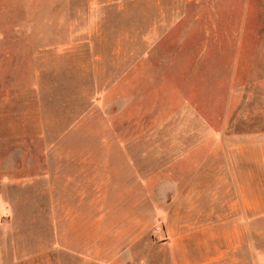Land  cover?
I'll return each instance as SVG.
<instances>
[{
  "label": "rangeland",
  "instance_id": "obj_1",
  "mask_svg": "<svg viewBox=\"0 0 264 264\" xmlns=\"http://www.w3.org/2000/svg\"><path fill=\"white\" fill-rule=\"evenodd\" d=\"M239 182L264 193V0H0V264H264Z\"/></svg>",
  "mask_w": 264,
  "mask_h": 264
},
{
  "label": "crops",
  "instance_id": "obj_2",
  "mask_svg": "<svg viewBox=\"0 0 264 264\" xmlns=\"http://www.w3.org/2000/svg\"><path fill=\"white\" fill-rule=\"evenodd\" d=\"M124 77V76H122ZM126 79V77H124ZM132 163V167H134L133 161L131 160ZM121 164H123V162H121ZM102 170H98V171H94V176L95 177H100L102 178ZM117 176L120 178V175L122 174L121 170L117 171ZM131 173L134 174V169L131 170ZM143 182V181H142ZM102 185L103 182L101 181ZM120 184V183H119ZM118 184L117 190H119V188H121ZM97 186L96 189H98V191H104V187L103 186ZM127 189V187L123 188V190ZM263 190L262 184L260 183V187H257V192L252 195L249 196L247 194V192L245 191L244 186H242V183L239 182V199L243 205L244 211L245 213L248 214H253V215H259V216H264V193H262L261 191ZM120 192V191H119ZM123 193V191H122ZM121 197H124L123 194L120 195ZM100 197V196H99ZM229 223L232 224V226H235V231L231 232L228 236L230 237L226 239V246H225V253L226 251H229L230 249H236L238 247H240L244 240H243V225L241 223V221L239 219L234 220V219H229L227 221H225V227L227 225H230ZM233 230V229H232Z\"/></svg>",
  "mask_w": 264,
  "mask_h": 264
}]
</instances>
